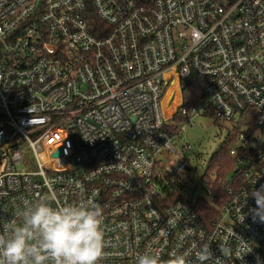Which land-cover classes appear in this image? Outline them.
<instances>
[{"label":"built area","instance_id":"2783aa9c","mask_svg":"<svg viewBox=\"0 0 264 264\" xmlns=\"http://www.w3.org/2000/svg\"><path fill=\"white\" fill-rule=\"evenodd\" d=\"M202 82L183 104L181 83ZM232 126L236 174L204 223L163 204L189 172L176 145L202 115ZM177 118V119H176ZM264 0H0V233L34 201L102 208L98 264L167 260L208 244L210 264H264ZM204 264H209L205 261Z\"/></svg>","mask_w":264,"mask_h":264},{"label":"clouds","instance_id":"9594fccd","mask_svg":"<svg viewBox=\"0 0 264 264\" xmlns=\"http://www.w3.org/2000/svg\"><path fill=\"white\" fill-rule=\"evenodd\" d=\"M249 197L255 207L247 215L264 223V183ZM102 208L97 204H55L42 197L26 207L19 222L0 233V264H98L104 248ZM213 259L208 244L200 246V264ZM136 264H189L185 255L173 253L167 260L149 251L138 254Z\"/></svg>","mask_w":264,"mask_h":264},{"label":"trees","instance_id":"16d2710c","mask_svg":"<svg viewBox=\"0 0 264 264\" xmlns=\"http://www.w3.org/2000/svg\"><path fill=\"white\" fill-rule=\"evenodd\" d=\"M202 82L194 77H188L181 83L183 104L185 107L194 106L202 97ZM180 120V119H179ZM227 140L220 145V148L210 157L205 174L200 178V185L203 188V196H197L192 201V207L198 217L204 223H209L215 219L217 209L225 202V186L220 184L221 179H225L236 174L233 159L227 149L235 141L236 132L228 134ZM208 173H214L215 179H210ZM183 186L179 182L167 184L164 187L163 204H171L176 201H187L188 198L183 192Z\"/></svg>","mask_w":264,"mask_h":264},{"label":"rangeland","instance_id":"374dc122","mask_svg":"<svg viewBox=\"0 0 264 264\" xmlns=\"http://www.w3.org/2000/svg\"><path fill=\"white\" fill-rule=\"evenodd\" d=\"M177 119V118H176ZM179 120V119H177ZM179 126H185L184 130L178 135L176 145L180 146L183 143L189 144L191 147L189 172H184L182 175L174 177L179 180V183L184 185L183 192L188 200L193 201L197 196H203V188L200 185V178L205 174L206 167L210 157L220 148L231 134L232 126L228 124L218 123L207 114L199 115L192 119V122L187 123L181 118ZM258 136H262L264 141V131H256ZM234 141L228 146L232 147ZM210 179H215L214 173H208ZM229 175L221 181H228ZM219 181V183H221Z\"/></svg>","mask_w":264,"mask_h":264}]
</instances>
